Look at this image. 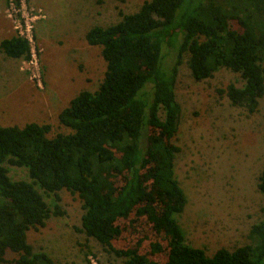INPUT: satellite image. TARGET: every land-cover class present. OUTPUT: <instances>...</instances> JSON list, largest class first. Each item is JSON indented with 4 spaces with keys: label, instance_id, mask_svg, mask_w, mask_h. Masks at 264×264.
Returning <instances> with one entry per match:
<instances>
[{
    "label": "trees",
    "instance_id": "1",
    "mask_svg": "<svg viewBox=\"0 0 264 264\" xmlns=\"http://www.w3.org/2000/svg\"><path fill=\"white\" fill-rule=\"evenodd\" d=\"M85 40L101 48L106 67L95 91L80 92L59 112V126L69 132L50 136L47 123L0 125V264L8 253L16 255L14 264H57L34 251L27 233L65 216L62 190L82 202L80 230L121 264H264V218L251 226L246 245L208 255L187 244L174 218L188 200L175 176L180 148L173 142L181 117L175 85L185 56L198 82L222 68L239 74L242 87L230 83L216 93L249 114L258 111L264 0H147L115 24L92 27ZM164 47L176 54L169 69ZM0 50L11 59L31 58L19 36L2 40ZM7 165L27 170L30 181L12 180ZM257 188L264 197V165ZM39 189L53 196L51 204ZM142 222L153 233L149 253L141 250L148 235L131 247L115 246L123 223L135 232ZM162 253L163 262L153 259Z\"/></svg>",
    "mask_w": 264,
    "mask_h": 264
},
{
    "label": "rangeland",
    "instance_id": "2",
    "mask_svg": "<svg viewBox=\"0 0 264 264\" xmlns=\"http://www.w3.org/2000/svg\"><path fill=\"white\" fill-rule=\"evenodd\" d=\"M144 1L24 0L22 14L34 18L37 63L8 58L0 50V125L47 123L52 126L50 136L68 133L59 126V112L80 92L95 91L106 67L101 48L89 46L85 34L94 26L119 22L122 15L135 13ZM8 2L0 0V42L17 34ZM175 56V50L164 47L166 69L173 65ZM230 83L243 86L240 75L225 68L210 79L196 81L185 56L175 85L181 107L173 140L180 148L175 176L188 202L184 212L174 218L182 226L187 244L205 249L208 255L219 248L248 244L251 226L264 218V197L257 188L264 165V97L258 111L249 114L216 93ZM6 167L12 180L30 181L27 170ZM39 192L48 203L53 202V196ZM59 196L65 216L52 217L45 227L27 233L34 251L45 252L57 264H121V259L108 255L80 230L84 211L77 195L62 190ZM122 225L125 229L115 246L131 247L148 235L141 250L149 253L153 238L149 225L142 222L135 232L127 223ZM15 258L8 253L7 262L2 264H14ZM165 258V253L153 255L160 262Z\"/></svg>",
    "mask_w": 264,
    "mask_h": 264
},
{
    "label": "built area",
    "instance_id": "3",
    "mask_svg": "<svg viewBox=\"0 0 264 264\" xmlns=\"http://www.w3.org/2000/svg\"><path fill=\"white\" fill-rule=\"evenodd\" d=\"M24 7V0H9L8 2V12L9 18L11 19L13 25H15V29L17 30V34L15 36H19L26 40L30 47L31 58L29 61L30 64L37 63L36 59V48L33 42V34H32V24L34 18H29V15L22 14L21 10Z\"/></svg>",
    "mask_w": 264,
    "mask_h": 264
}]
</instances>
